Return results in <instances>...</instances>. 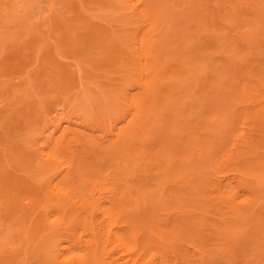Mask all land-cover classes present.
<instances>
[{"label": "rangeland", "instance_id": "1", "mask_svg": "<svg viewBox=\"0 0 264 264\" xmlns=\"http://www.w3.org/2000/svg\"><path fill=\"white\" fill-rule=\"evenodd\" d=\"M182 1L183 0H181V6H173V9H168V14L162 16L164 21L160 26L154 24L152 19L153 16L149 14L144 16L146 19L145 24H148L147 27H144V24L142 26L141 24H130V21H136L130 16V0H0V167H3L5 173H8L14 178L15 181L13 180L12 185L25 180L35 183V185H41V187L45 186L44 194L47 202H43L41 206L42 208H39V211L42 212L41 214H43L45 220L48 218L56 220L61 215V212L65 213L72 207L69 205L62 207V210L59 209L61 202H58L55 196L50 193L49 190L51 189V185H55L57 188L65 190H75V188H77L78 196L82 199L84 207H81V205L76 206L75 208L77 212L75 213V216L70 217V221L75 220L77 218L76 215L81 214V218L86 222V231H82V229L77 230L78 236L81 237L82 241L88 240L92 235V231H90L91 224L93 222L99 223L102 221L101 212L95 209V205L92 202L91 184H88L89 181H92L89 183H96L99 181L101 184L95 195V199L97 200L96 205H100L107 210L109 218V228L107 229V232L109 233L113 230L115 234L121 233V228L130 221V217L126 216L125 212H120V208L114 206L115 198L127 195L126 198L128 199L131 194H136L139 199H142V197L136 193L137 188L141 191L157 188L154 185L156 183L155 180L149 185L145 184L146 172L144 173V171H146V167L144 166V161L141 160L142 155L138 154L140 159L137 157L138 155L135 148L132 149L131 147L132 150H128L131 152H129L130 154L133 155V153L135 154L136 152L137 155H134L135 157L131 156L132 158L134 157V159L130 160V162V158L127 159L124 154H121L122 156L119 155L122 151L119 154L115 152L119 146L121 147V145L124 144L125 139L118 138L117 140H114L113 134L123 126H126L128 131L133 132L135 130L138 131L144 125L143 121L145 120L144 112L146 111V107H142L140 110L139 107L141 106L142 94L145 92V89H139V80L141 78L139 66L142 63L145 69V86L152 89L155 85L151 82L147 85L149 81L147 77L151 79V77L156 74V70H154L153 67L156 63L155 56L159 53V51H157V47L160 45L159 34L164 27L165 28L162 32L168 30L171 34H176L177 32L175 30L177 28L179 29V24L183 25V27L187 26V29H189L187 30L189 33L188 36L191 37L192 41H195V44H192V41H190L191 39L188 38L190 39L188 41L189 44L195 45L196 49L201 48L203 51L207 50L205 52L207 54V60L203 62L202 66H200V63L196 64L199 65V67L196 69L197 79L194 81V84L197 85V88L195 87L193 89L194 91L198 90V86L203 84L205 74L207 76L217 75L215 69L214 71L211 70V65L218 63V65L222 66L221 68L225 70L230 67L231 60H233L235 64L240 61H246L245 59L248 60L252 58V61L250 60L251 62H249V64L255 65L259 63L260 60H264V55H262L264 54V50H261L264 49V47L256 48V43L252 44L251 47H248V45L246 47V45L240 42V38L246 35L251 36L250 38L253 39V36L258 29H260L259 39L262 40V38H264V24H262L264 21L261 20V25L260 23L259 25H256L257 29L254 28V25L247 22L250 20H257L259 17L264 19V16H262L264 15L262 14L264 13V0H219L224 8L222 6V8H218L216 5L217 0H211V2H208L209 0H202V3H200L199 0ZM139 2L141 3L140 7L146 4L155 3L157 4V7H160L156 0H139ZM170 3L172 4V1ZM208 3L212 6H207ZM231 5L236 8L235 12L237 13L235 14L232 12L234 13V16H242V19L239 18L237 21L234 19L235 21L233 20L229 22L230 19H228V17L232 14L229 9L231 8ZM212 7L217 11H213ZM209 9L212 10V12L216 11L215 15L211 14ZM170 11L173 13L170 14ZM194 11H200V13L202 12L205 16L207 14L209 18L207 20L212 26L214 23H217L214 24V26L220 28L218 29L220 33L218 32L217 34L216 29L213 30L214 27L211 28V26H209L210 23H208L209 25L202 26L201 32L196 35L195 30L197 28H191L192 26H196L194 20L197 18L194 16ZM217 12H219V14L223 12L221 16L222 19L221 17H218L220 20L215 18L219 15ZM216 13L218 14L217 16ZM212 17L218 22H215V19L213 20ZM231 19H233V17H231ZM89 26L94 28L93 31L96 30L98 33H106L113 37L116 44H118L119 51H115L117 53L107 51L108 49L106 50L100 44L92 46L84 45L82 43L83 38L90 35L89 30H87ZM198 34H201L199 36L200 38L198 37ZM196 36L198 37V40L194 39ZM136 38L140 42V47L144 50L145 55L143 60H141L136 52ZM188 39L186 38V41ZM169 41L172 42L173 45H171V48L173 49L179 42V44H182L183 42V40L182 42L181 40H178L179 42L176 41V38ZM197 41H199L198 44ZM210 41L213 42L212 46L209 45ZM105 42L107 43V40ZM188 42L186 43L187 45H189ZM222 43L225 44V46H228V49L235 48L233 59L230 58V60L226 61L227 58L221 55V53H218L216 46H221ZM16 44L22 48L20 54L22 62L20 67L15 70L16 73H13V71L8 74L6 73V68L9 66L11 61L9 59L12 57L10 46L12 47ZM262 45H264V43H262ZM253 47L254 49H252ZM250 51H252V54ZM48 55L51 56L52 59H47ZM55 63L58 65L56 66ZM174 63V60L171 59L164 60V65H169L168 67L170 68L175 67ZM261 63V66L264 67V61H261ZM59 65L61 67H58ZM47 68L50 72L47 71ZM241 70L242 74L237 75L239 77L236 79L238 80V83L245 85L250 82L254 90L261 91V85L253 81L256 80L255 77H252L251 75V79H249V76L247 75L248 70ZM249 71H251L250 68ZM56 74H60V76ZM61 77H64V79H61ZM210 79L213 81V87L216 89V87L219 86V80H216L215 76ZM64 80H67V82ZM26 81L27 85L23 86L26 88L27 92L23 93V87L21 85ZM204 81L206 82V79ZM163 84V79L160 78L157 85L162 86ZM168 85L169 83L162 86L165 87L163 88L165 89V92L168 91L166 89V87H169ZM212 88L209 87L208 90L206 89L205 91H210ZM207 94L208 93H206L205 96H201L200 99L198 98L199 101L202 100V98L207 99ZM248 94L249 95L246 94L244 97L242 108L245 115L243 116L242 114L243 118L238 122L235 134V138L239 142L237 143L231 138L228 141V144L226 143L227 145H222L223 140L218 139V141L221 142L218 144H221L223 147L221 148L220 146L221 151H218V153L215 154L216 152L214 151L216 150L214 149V151H209L210 153H208V155L211 154L210 159L214 162L217 160V163L219 164L222 163V159H227L229 154H233L234 156L238 150H244L245 148L243 146L246 145L244 142L246 143L247 141V144L249 143L250 146L249 149H245L246 151L244 150L246 154L245 152H242L243 155L239 158H235V156L233 158L229 157V161L228 159L225 160L227 163H224L221 167L214 166V169L208 162L209 168L207 167V169L201 168V165H199V163L196 164L195 162V165L193 166L194 169L189 176H186L185 171L181 172V169L178 168L180 169L178 171L179 176L173 179L163 178V182L157 188L159 191L151 193V198L154 202L160 198L158 196L161 195L162 192L165 195H168L167 200L168 198H175L173 196L176 194H178L177 196H179V194L186 195L191 192V188H194V192H191V194H195V191L199 192H196V194L200 195H198L197 198L191 197L189 194L186 195L187 197L190 196V199L194 200L195 198V200H199L198 202H200V204L197 202V206L199 207L200 205L202 209L201 211L204 213L202 214L204 216L198 215L199 220L195 219L196 222L190 220L192 223H196L194 224L195 228H193L195 234H192V236L189 234L184 238L183 242L185 245L182 242L183 246H177V261L174 254L170 253V251L167 252L166 256L163 250L150 248V250L148 249L146 251L139 264H187V261H190L191 264H196L197 262L199 263L197 260H200L202 257L203 260L201 259L200 262L204 261V264H264V248L258 246L255 241H252V244L250 241L253 239V235H255V229L252 228V224L257 221V216H261L259 218L264 219V214L259 213H264V210H262L264 208L260 206L262 205L260 203H264V199H260L261 197L264 198V167H262L264 166V138H262L264 137V125H262L264 124V121H262L264 120V112H262L260 116L255 115V112L257 111H264V100H258L255 93L252 94L251 90ZM17 96H19L20 99ZM15 97L16 99H14ZM175 99H178V97H175ZM175 99L174 101H176ZM195 101L196 98L188 104V110L186 109L187 111L185 110V113L182 110H180L179 113L182 111L185 115L187 113L197 114V117L193 115V118L195 117L196 119L199 117V119H197L198 121L190 122V127L196 125L200 119L204 120L202 125L205 123L207 124L209 121L208 124L212 125L213 123L211 120L205 116L206 112L203 113L199 111V106H197L198 101ZM208 102L205 103L208 104ZM232 108L233 107L231 106L230 109ZM161 112L162 109H159V117L162 115L160 114ZM184 114L183 116H185ZM202 114L203 116L201 117ZM210 114H213V117L216 116V113ZM126 116L127 119L124 121ZM185 117L183 119L181 115L178 119H183L184 127L188 128V125L185 126V123L188 122ZM206 117L208 119H205ZM178 119L175 122H180ZM210 119H212V116ZM183 122H180L182 130L184 129ZM213 125L215 127L218 126L217 123V126L215 124ZM221 125H223V123ZM199 127L201 128V125ZM223 128L224 126L222 129ZM182 130L181 133H184L185 131L183 132ZM138 140L141 143L140 138ZM109 144H112L111 148ZM160 146L161 145L159 144L156 145L154 152H162V150H160L162 146ZM120 147L118 148L119 151ZM158 147L159 149H157ZM39 149L40 152H47L53 159H56L57 163L52 164L51 162L43 161L39 156V152L37 153ZM199 150L200 146L196 147L194 149V154H201L202 152ZM30 152L37 154L33 156L35 157L33 158L34 162L30 164L31 166L29 165L30 167H27L28 165L22 166L20 160L18 161V159H14L16 154L22 153L27 155ZM213 152L214 154H212ZM110 154L112 155L111 157L109 156ZM113 154H115V156ZM203 154L206 155L207 153ZM162 157L166 159V153L162 152ZM198 158L201 162V157ZM201 159H204V157ZM256 159L258 163L256 162ZM127 160L129 163H124V161L127 162ZM260 163H262V165H260ZM114 164H119V166H114ZM125 164L129 165L126 166ZM258 164L260 165V168ZM95 165L100 169V173L95 174L92 171V167ZM120 165H124L127 169H130L129 167L134 169L129 182L126 180L125 175H121L120 171L123 170L118 168H122L123 166ZM79 166L81 167L79 168ZM244 167L247 171H244ZM250 168H255V170L251 172V175L256 173H258V175L261 174L260 181L255 182V177L250 176V173H248ZM203 169L206 173L203 172ZM200 171L204 176H201L202 174H197L198 172L201 173ZM157 173V169H153L149 172V175L151 178L153 177L156 179V177L158 178ZM240 174L242 176H240ZM181 176H186V178L183 179ZM76 179L77 181H75ZM142 179H144V181ZM182 179L187 180L184 183ZM172 180L182 181L175 184ZM73 183H76V187ZM238 183L240 185L236 188L235 186ZM220 185H223L222 190L225 191L226 194L233 195V198L230 199L231 202L225 203V201L216 198L218 194V191L216 190ZM189 186L190 190L187 189ZM247 186L250 187V192ZM0 188L6 191H4L3 196L0 197L1 207L3 201L7 199L8 195L6 194H8L7 190L9 187L4 188L1 184ZM185 191L187 193H184ZM149 199L150 198L146 199L147 203L150 202ZM232 200H234V202ZM237 200L238 202H242L239 207H235ZM21 203L22 205L28 206L29 199H22ZM190 203L191 202L187 205L189 210H191V205L196 204ZM219 204L220 207L218 206ZM129 207H131V205H129ZM1 209H3V207L0 208L1 260L2 258L4 259V257H9V259L14 258L13 255L17 254L16 256H18V258L15 256L17 260L15 258L12 260L10 259L11 264L12 262L13 264H43L45 262H48V264H58V261L55 258L57 256L50 251L49 247L51 246L46 248V246L48 244L51 245V243H49L50 241L46 239V237H43L45 236L43 232L40 233V235L38 234V238L33 241L22 244L21 240H18L15 235L17 232L14 231L21 223L18 218L21 213H18V216L16 214L18 219L16 221L15 215L13 216L14 220L11 216L12 219L10 218V220H6L3 216L4 210ZM237 210H240L242 215H245V213L247 215L243 216V219H239V217L237 219L236 215H234ZM36 212L37 211L31 212V214L28 213V215H31L32 217L26 215V217L29 218V222L31 218V220H33L36 216ZM114 212H117L119 222H116L113 217L112 214ZM164 213L165 212L156 213L158 216L155 220L159 222V220L164 219L166 217L163 215ZM189 214L191 215V213ZM232 216L235 217L236 220H239V222L242 220L238 226H236L238 221L235 222V219H232ZM254 216L256 219L253 218ZM171 217L170 222L171 220H176L175 216ZM221 217L223 219L229 217L225 223L228 224L231 231L237 233L236 235L241 234L238 237H247L242 240L246 243L248 241L247 244L245 243L246 248L244 249L250 248L252 254H247V252L237 253L239 249L235 250L236 252L228 250L233 242H231L230 239L225 238L227 234H220L222 235L220 236L213 228V225L220 224L218 221ZM192 218H197V215L192 216ZM202 222L203 225L201 226L200 224H202ZM172 223H175V221ZM172 223H169L168 225ZM197 223H200L199 225L201 227L199 225L197 226ZM98 226H96L95 229L97 230V237L100 238L101 232ZM53 227L55 226L53 225ZM242 233H244L243 236ZM126 235H128V233ZM250 236L251 239L249 238ZM26 237L27 235H25V238ZM44 240L48 241V243H46V241L44 242ZM127 242L132 248L130 249L131 252H127V255L124 256V253H122L116 245L110 244L108 238L104 239L103 248L110 252L106 258L108 259V262L117 260V263L115 262V264H122V262L127 261L130 262L129 264H135L134 260L137 256L132 252L135 248L133 238H131L130 235L127 237ZM225 242H227V246ZM34 245L36 247L38 245V250L31 251ZM42 245L46 246H43L42 248ZM82 245L84 244L79 243L77 247ZM61 246L64 247L67 252L73 251L71 243H68L67 240L62 241ZM31 247L32 249L29 250ZM10 254L11 256H9ZM256 257H258V259Z\"/></svg>", "mask_w": 264, "mask_h": 264}, {"label": "bare ground", "instance_id": "2", "mask_svg": "<svg viewBox=\"0 0 264 264\" xmlns=\"http://www.w3.org/2000/svg\"><path fill=\"white\" fill-rule=\"evenodd\" d=\"M130 1H131V5H130V14L131 15L130 16L136 20V21H132V22L130 21V24H141V26L144 24L143 25L144 27L148 26V24H145L146 19L144 18V16H146L147 14L153 16L152 19H153L154 24H156V26H160V25H162V23L164 21L162 19V16H165L168 14L169 8L173 9V6L174 7L181 6V0H159V1L156 0V2L159 4L160 7H157L156 3L155 4H146V5H143L140 7L141 3L139 2V0H130ZM171 1H172V4L170 3ZM199 2L202 3V0H199ZM208 2H211V0H209ZM219 2H220L219 0L216 1V5L218 6V8L222 6L221 2L220 3ZM232 3H233V1H232ZM241 3H242V1H241ZM205 4H206V2H205ZM209 5L212 6L211 4L208 3L207 6H209ZM222 7L224 8V6H222ZM212 9H213V11L216 10V9H214V7H212ZM229 9L231 10V11L229 10L231 13L232 12H234L235 14L237 13V12H235L236 8L232 7V5H231V8H229ZM244 10H245V8H244ZM210 11H211V14L215 15V12L217 10L215 12H212V10H210ZM194 12L196 14V15L194 14V16L197 18L195 20L193 19L194 23H196L195 24L196 26H192L191 28H194V27L197 28L195 30L196 31L195 34L197 35V33L201 32L202 26L209 25L208 23H210V22L207 20V19H209L207 14H206V16H207L206 17L205 14H202V12L200 13V11H197V12L194 11ZM198 12H199V14H198ZM230 12H229V14H230ZM172 13L173 12L170 11V14H172ZM217 13L219 14V12H217ZM217 13H216V16L218 15ZM222 13L223 12H221V14H219L215 18H218V17L220 18L222 16ZM234 13L230 14V17H228V19H230L229 22L233 21L234 19L237 21V19L242 17V16L238 17V15H235L236 16L235 17ZM262 14H264V13H262ZM231 15H233V16H231ZM262 16H264V15H262ZM231 17H233V19H231ZM212 18H213V20L215 19L214 17H212ZM259 18L257 20H253V21L250 20L247 22L249 24L254 25L255 27L254 26L253 27L255 29H257L256 25H259V23L261 25V22L264 21V19H262V18L259 19ZM221 19H222V17H221ZM215 22H218V21H216V19H215ZM213 23H214V21H213ZM214 24H217V23H214ZM214 24L212 26L210 23L209 26H211V28L214 27L213 30L216 29L217 34H218V32H219L218 29H220V28H216L214 26ZM262 24H264V22H262ZM178 26H179V29L177 28L175 30L177 32L176 34H171L170 31H168V30L166 32H162L165 27L161 30V32L159 34L160 45L157 47V51H159V53L155 56L156 63L154 64V67H153V69L156 70V74L153 77H151V79L147 77V79L149 80L147 85L150 82L155 85L152 89L145 86V81H144V70L145 69H144L142 63L139 66L140 72H141V78L139 80V82H140L139 83V89H142V88L145 89V92L142 94L143 97L141 100V106L139 107V110L142 107H146V111L144 112L145 120L143 121V124H144L143 127L140 128L138 131L135 130L133 132H130V131H128L126 126H123L122 128L118 129L113 134L114 140L115 139L117 140L118 138H121V139L124 138L125 139L124 144L121 145L122 148L119 146L120 151H119V149H118L119 147H118L117 148L118 150L116 149L115 152H117V154H119L122 151L119 155L124 154V156H126L127 159L130 158L129 162H130V160L134 159V157H135L134 155H136V152H137V155L141 154L142 155L141 160L144 161V166L146 167V171H144V173L146 172L145 184L149 185L150 183H152L155 180L156 183L154 185L157 188L163 182L162 181L163 178L164 179H166V178L167 179L168 178L173 179V178L179 176L178 171L180 169H181L180 170L181 172L185 171L186 176H189V174H191V171H193V169H194L193 166L195 165V162H196V164L199 163V165H201V168L207 169V167L209 165H212L213 169H214V166H218V167L223 166L224 163H227V161H225V160L228 159V161H229L231 157L233 158L235 156V158H239L241 155H243L242 152H245L247 149H249V146H250L249 143L247 144V141H246V143L244 142V144H246V145L243 146V144H242V146L246 149V150L244 149L245 151L244 150H242V151L238 150V152L235 153L234 156H233V154H229L228 158L222 159V161H221L222 163H219V164L217 163L218 162L217 160L214 162L212 159H210L211 154L208 155V153L214 151V149L216 150V151H214V152H216L215 154H217L218 151H221V148H223V147L221 146V144L220 145L218 144V143H221L218 141V139L223 140L222 145H227L228 141L231 138H233L237 143L239 142L235 138V134L237 131L238 122H240L241 121L240 119H242L243 116L245 115V113L242 111L243 103H244V97L246 94L249 95L248 92L250 90L252 91V94L255 93L258 100H264V67L261 66V64H262L261 61H264V60H260L259 63H257L258 65L257 64L256 65L255 64H249V62L252 61V58H250L248 60L245 59L246 61H240L239 63H235L236 65L234 64L233 60H231L230 61L231 62L230 67H228V69H225V70H223L221 68L222 66L218 65V63L211 65L212 66L211 70L214 71V69H215V71H217V75L207 76L205 74L206 78L204 77V80L206 79V82L203 80V84L200 85L201 87L198 86L199 89L194 91L193 89L195 87L197 88V85L194 84V81L197 79L196 69L199 67V65H196V64L200 63V66H202L203 62H205L207 60V54L205 53L207 50L203 51V49H201V48L196 49L195 45H190L188 41L191 39V37L188 36L189 33L187 31L189 29H187V26L183 27V25H181V24H179ZM87 30H89L90 35L88 37L83 38L82 43L84 45L92 46V45L100 44L106 50L108 49L107 51L115 52L118 50V44H116V41L109 34L98 33V32H96V30L93 31L94 28L92 26L91 27L89 26ZM259 30L260 29L256 30L258 33L256 32L254 34V36L252 35L254 37L253 39L250 38L251 36L246 35L247 37L242 36L240 38V42L243 43L244 45H246V47H247V45H248V47H251V45L255 44V43L257 44L256 48L264 47V45H262V43H264V41H262V40H264V38H262V40L259 39L260 38ZM254 32H255V30H254ZM186 33H187V37H186ZM200 35L201 34H198V37ZM198 37L196 36L194 39L198 40L197 39ZM174 38H176V41L181 40V42H182V40H183V42H182V44H179L180 42L178 41L179 43L177 42L178 44L173 49V48H171V45H173V44L169 40L174 39ZM184 38H185V40H184ZM186 38L187 39L190 38V39H188L186 41ZM106 40H107V43L105 42ZM206 40H207V38H206ZM172 41H175V40H172ZM190 41H192V39ZM199 41H197V44ZM187 42L189 45L186 44ZM223 43L221 44V46H216L218 53L219 54L221 53V55H223L225 58H227L226 61L230 60V58L233 59L234 54H235V48L233 47V49H228V46H225V44H223ZM136 44H137L136 52L140 56L141 60H143V57L145 54H144V50H142V47H140V42L138 41V39L136 41ZM192 44H195V41H192ZM17 45L18 44L14 45L12 47L10 46L12 57H11V59H9V60H11L10 63L8 61L9 66L8 67L5 66V67H7L6 73H8V74H9V72H13V71H14L13 73H16L15 70H17V68L20 67L21 62H22L21 58H20L22 48H21V46H19V45L17 46ZM209 45L212 46L213 42L210 41ZM151 46H153V45H151ZM252 49H254V47ZM261 50H264V49H261ZM215 51H216V49H215ZM250 52L252 54V51H250ZM115 53H117V52H115ZM262 55H264V54H262ZM47 59H52V57L48 55ZM165 59L174 60V62H175L174 66L175 67L170 68V67H168L169 65H164ZM55 64H56V66L58 65L57 63H55ZM259 64H260V66H259ZM2 65H3V63H2ZM250 65H252V66H250ZM254 65H255V67H254ZM58 67H61V66L59 65ZM249 68L251 69V71H249ZM241 69H243L244 71L248 70L247 75L249 76V79H251V75H252V77H255L256 80H253V81L256 83H259L261 85V87H262L261 91L260 90H254L253 86L250 82L245 84V85H241V83H238V80H236V79H237V77H239L237 75L242 74ZM47 71L50 72V70L48 68H47ZM209 74H210V72H209ZM56 75L60 76V74H56ZM214 76L216 77V80H219L218 81L219 86L216 87V89H215V87H213L214 86L213 81H211V79H210ZM160 78L163 79L164 84L167 85V83H169V85H168L169 87L168 88L166 87V89L168 90L167 92H165L164 91L165 89H163L165 87H162L164 84L162 86L157 85ZM61 79H64V77L63 78L61 77ZM153 79H154V82H153ZM64 81L67 82V80H64ZM23 82H21V83H23ZM251 82H252V80H251ZM23 85L26 86L27 81L21 85L23 87L22 91L24 93L27 91ZM209 87H211V88L213 87V88L210 91L206 92L205 90L206 89L208 90ZM27 88H28V86H27ZM206 93H208L207 99L202 98V100L199 101L201 96H205ZM17 97L19 98V96H17ZM175 97H178V99H175ZM172 98H174L176 101H174V99H172ZM195 98H196L195 102L198 101L197 106H199L198 107L199 111H201L203 113L206 112L205 116H207L213 124L216 125V123H217L218 126L217 125L216 126L218 128L215 127L213 124L212 125L208 124L210 122L209 120H208L209 122L207 124L205 123L204 125H202V122L204 123V120H201V119L199 122H197L196 125L191 126V127L189 126L190 122L192 123L193 121H196L197 119H199V117L196 119H195V117L193 118V115L194 116L197 115L195 112H194L195 114H193V113H190V114L187 113L188 115L184 114L185 110L189 106L188 104L191 103V101L195 100ZM14 99H16V97ZM205 99H206V101H205ZM203 100L205 102L209 101L208 104L205 103ZM231 106L233 107L232 109H230ZM159 109H162V112L160 113L162 115H160V117L158 116V110ZM194 109H195V107H194ZM180 110L184 111V113L182 111L179 113ZM262 112H264V111H262V110L257 111V112H255V115L260 116ZM177 113H179V114H177ZM210 113H214V114L216 113L215 114L216 116L213 117V114H210ZM183 114L186 117L183 116ZM242 114H243V116H242ZM181 115H182L183 119L185 117V119L188 120V122L185 123L186 124L185 126H187V125L189 126L188 128L184 127L183 119H181V120L178 119V117H181ZM255 115H254V117H255ZM127 116H126V118H124V121H126ZM202 116H203V114L201 115V117ZM211 116H212V119H210ZM169 117H170V119H169ZM207 117L205 119H208ZM229 118H231V119H229ZM177 119H178V121L180 120V122H183V127H184V129H187V130H184V129L182 130V126H180V122H175V121H177ZM134 121H133V125H134ZM262 121H264V120H262ZM224 122H225V124H224ZM222 123H223V125H221ZM200 125H201V128L199 127ZM262 125H264V124H262ZM223 126H224V128L222 129ZM179 129H181L183 132L184 131L185 132L181 133V130H179ZM178 130H179V132H178ZM139 138L141 140V143L138 140ZM262 138H264V137H262ZM255 142H257V141H255ZM250 143H252V142H250ZM158 144L162 146V147L160 146L162 148V149L160 148V150H162V152L166 153V156H167L166 159H164L162 157V152H154L156 149V145H158ZM109 145L111 148L112 144H109ZM213 145H215V146H213ZM199 146H200L199 151L202 153L201 154L198 153L199 155H197V153L194 154V149L196 147H199ZM220 146H221V148H220ZM251 146H253V145H251ZM131 147H132V149H134V148L136 149V152H135V154L133 153V155L130 154L131 153L130 151L132 150ZM143 148H145V149H143ZM157 149H159V147ZM128 150H130V151H128ZM38 152L40 154V155L39 154L38 155L41 157V159H43V161H45V162L47 161L49 163L51 162L52 164L57 163L56 159H53L47 152H40V149L37 151V153ZM148 152H150L151 154ZM214 152L212 154H214ZM203 153H207V154L205 155ZM245 154H246V152H245ZM35 155H37V154H33V152L32 153L30 152L27 155L20 153V154H16V157H14V159L15 160L18 159V161L20 160V163L22 164V166L28 165L27 167H30L31 166L30 164L32 162H34L33 158H35V157H33V156H35ZM113 155L115 156V154H113ZM109 156L111 157L112 155L110 154ZM131 156H134V157L132 158ZM137 157H139V155ZM198 157H201V158L204 157V159L200 158V160H201V162H200ZM139 159H140V157H139ZM129 162H128V160H127V162L124 161V163H129ZM207 162L210 164L208 165ZM256 162L258 163L257 159H256ZM256 162H255V164H256ZM25 163H27V164H25ZM128 165L129 164H127L126 166H128ZM260 165H262V163H260ZM260 165H259V168H260ZM114 166H119V164L118 165L114 164ZM120 166H123L122 167L123 169L121 167L118 168V169L123 170V171H120L121 175H125L126 180L129 182L131 176L133 175L134 169H131V167H129L130 169H127L126 167H124V165H120ZM80 167L81 166H79V168ZM197 167H199V166H197ZM235 167H237V166H235ZM249 167H251V166H249ZM253 167H254V165H253ZM262 167H264V166H262ZM178 168H180V169H178ZM255 168H250V170L251 169H253V170H251V171L249 170L250 172L248 171V173H250V176L255 177V179H254L255 182H258L261 180V174H259L260 177H259L258 173L251 175V172L254 171ZM153 169H157V172H158L157 173L158 178L154 175L156 177V179L153 177L151 178L149 175V172L152 171ZM182 169H183V171H182ZM247 169H248V167H247ZM72 171H73V169H72ZM92 171L95 174L100 173V169L96 165L92 167ZM201 171H202V169H201ZM244 171H247L246 168ZM203 172H204V169H203ZM176 173H177V175H176ZM204 173H206V172H204ZM118 174H120V173H118ZM197 174H199V175L202 174L201 176H204L202 172L201 173L198 172ZM186 176L185 177L181 176V177H183V179H184V178H186ZM240 176H242V175L240 174ZM243 176H246V175H243ZM198 177H200V176H198ZM140 178H142V177H140ZM13 180H14V178L12 176H10L8 173H5L3 167H0V185L2 184V186L4 188L9 187V189L7 190L8 194H6V195H8L7 199H5V201H3V204L1 205V207H3V209H1V210H4L3 216L6 218V220H10L11 217L14 220L13 216L15 215V221H16V220H18L17 219L18 213H21V214H19L20 216L18 218H19V222L21 221L22 224L21 223L19 224V222H18L20 227L18 226L17 229H15L14 231L17 232L15 235L17 236L18 240H21L22 244L33 241L34 239L38 238V234L40 235V233L43 232L45 235L43 237H46V239H48L50 241L49 243H51V245H49V244L47 246L42 245V248H43V246L44 247L46 246V248L48 246H51V247H49L50 251L52 253H54L55 256H57L55 258L57 259L58 264H102L103 262H104L103 264H115V262L117 263V260H114L112 262H108V259H106L110 252H109V250L103 248L104 239L108 238L110 244L116 245V247H118L120 249V251L122 253H124L123 255L126 256L127 252H129L130 249L132 248V246H129L128 242H127L128 235H130L131 238H133V242H134V248L135 249L132 252H133V254H135L137 256V258L134 260L135 264H139L140 260L145 255L146 251L148 249L150 250V248H152V249L158 248L160 250H163V252L166 254V256H167V252L170 251V253L174 254V257L177 261V252H176V250L178 249L177 246H180V245L183 246L184 238L186 236H188L189 234H190V236H192V234H195L193 228H195L194 224H196V223H192V221H190V220H194L196 222L195 219L199 220L198 215L204 216V215H202L204 213L201 211L202 210L201 206L200 205H199V207L197 206V202L199 200L197 201V199L195 200V198H194V200L190 199V196L197 198V196L199 195V194H196L197 191H195L196 196H195V194H191V192H194V188H191V192H189V193H187L186 191L184 192V193H187L190 195L188 197L186 196L187 194L186 195L185 194H183V195L179 194V196H177L178 194H176L173 196L175 198H168V200H167L168 195H165L162 192V194L158 196L160 198L154 202L152 201V198H151L152 194L151 193L154 191H156V192L159 191L157 188L152 189V190L150 189L147 191H141L137 188L136 193L139 194V196H141L142 199H139V197L136 194H131L128 199L126 198L127 195L126 196H120V198H115V201H114L115 205L114 206H116V208H120L119 209L120 212H125L126 216L130 217V221L125 226H123V228H121V230H120L121 233L115 234L113 232V230H111L112 227L110 229L111 231L108 233L107 229L109 228V225H108V219L109 218L107 215V210L104 209L100 205H96L97 200L95 199V195L98 192V188L101 186V184L99 181H97L96 183H89V182H92V181H89L88 184L89 185L91 184L92 202L95 205V209L99 210L101 212L102 221L99 223L93 222L90 226V231H92L91 232L92 235L90 236V238L88 240L82 241L81 237L78 236L77 230L82 229V231H86L87 230L86 222L81 218V214L76 215L77 218L73 221H70V219H71L70 217L75 216V213L77 212L75 207L80 206V205H81V207H84V205H83L84 203L82 202V199L80 198V196H78L77 188H75V190H71V189L65 190L62 188H57V186H55V185H51V187H50L51 189L49 190L50 193L55 196V198L57 199L58 202H61L59 205V209L62 210V207H66L69 205H71L72 207L66 211L67 213L66 212L63 213L60 211L61 215L56 220H51L50 218L45 220L43 217V214H41L42 212L39 211V208H42L41 207L42 203L47 202V199L45 198V194H44L45 186L41 187V185H35V183L28 182L25 180L20 181L15 185H12ZM142 180L144 181V179H142ZM142 180H140V181H142ZM186 180H183L184 183ZM75 181H77V179ZM181 181L174 180L173 182L176 184V183H180ZM73 184L75 185L76 183H73ZM239 185L240 184L238 183L235 187L238 188ZM222 186L223 185H220V187H217L216 191H218V194H217L216 198L225 201V203H227V202L229 203V202H231L230 199L233 198V195L226 194L225 191L222 190ZM249 186H247V187H248L249 192H250L251 190H250ZM75 187H76V185H75ZM187 189L190 190V186H189V188L187 187ZM195 190H196V188H195ZM4 191L5 190L0 188V197L3 196ZM197 193H199V192H197ZM251 193H253V192H251ZM147 198H150L149 203H147V201H146ZM165 198H166V200H165ZM22 199H29L28 206L22 205V203H21ZM260 199H264V198L261 197ZM232 201L234 202V200H232ZM189 202L194 203V204L196 203L195 205H191V210H189V208H187V205ZM235 202H236V200H235ZM198 203L200 204V202H198ZM241 204H242V202L241 201L238 202V200H237L235 207L236 206L239 207V205H241ZM260 204H262L260 206L262 208H264V203H260ZM129 205H131V207H129ZM218 206L220 207V204ZM121 207H123V208H121ZM121 209H123V210H121ZM262 210H264V209H262ZM34 211H37L36 212L37 214L33 218V220H31L32 218L30 219V222H31L30 223L29 218L26 217V215H28V213L31 214V212H34ZM159 212H165L163 215L166 217L164 219L159 220V222H157L155 220L158 216L156 213H159ZM189 213H191V215ZM259 213L264 214L261 212H259ZM16 214H17V216H16ZM112 215L115 218L116 222H119L117 212H114ZM194 215H197V218H192V216H194ZM234 215H236L237 219H238V217H239V219L240 218L243 219L244 218L243 216H245L247 214L245 213V215H242L241 211L237 210V211H235ZM28 216H31V215H28ZM171 216H175L176 220L174 219V221L176 224L172 223V222H174L173 220H171V222H170V219L172 218ZM259 217H261V216H259ZM259 217L257 216V218H258L257 221H255V219H256L255 216L253 217V218H255L254 219L255 223L252 224V228L255 229V231H254L255 235H253L252 240H250L251 236L249 237L250 239L249 238L248 239L251 241V244H252V241H255V243H257L258 246H262V248H264V219L259 218ZM221 218H219V221L217 220L220 224L213 225V228H214V231H216L219 235L220 234L229 235V236L226 235V237L224 235L225 238H228L231 240V242H233L231 244V247L229 245L230 248L228 250L229 251H235V250L239 249L237 251V253L238 252L239 253L247 252V254L248 253L252 254V251L249 247L248 248L250 250L244 249V248H246L245 246L248 243V241L246 243V242H243L242 240L246 236H244V238L238 237L241 234L236 235L237 233L235 231H231L228 224L225 223L226 220L229 219V217L227 219L226 218L221 219ZM233 218L235 219V222L238 221L236 223L237 224L236 226H238V224L242 221L241 220L239 222V220H236V218L232 216V219ZM245 219H247V218H245ZM202 220H204V219H202ZM202 220H200V221H202ZM205 221H206V219H205ZM28 222L30 223V225ZM249 222H250V220H249ZM169 223H172V224L168 225ZM199 224L200 223H197V226ZM53 225L55 227H53ZM200 225L202 226L203 222ZM96 226H98L100 228V232H101L100 238L97 237V230L95 229ZM52 228H54V229H52ZM232 229H233V226H232ZM196 231H198V230H196ZM240 231H241V229H240ZM174 232H175V234H174ZM127 233H128V235H126ZM24 234L27 235L26 238H25ZM243 234L244 233H242V236H243ZM222 235H220V236H222ZM65 240H67L68 243H71V248L73 249V251L67 252L66 249L61 246V242L65 241ZM45 241L46 240H44V242ZM182 242H183V244H182ZM46 243H48V241H46ZM79 243H83L84 245L80 246L81 248L77 247ZM226 243L227 242H225V244ZM219 245H220V243H219ZM227 245L228 244H226V246ZM0 247H1V245H0ZM34 247H36V246L34 245ZM34 247H33V249H32V247L29 248V250L32 249L31 251H33V250L36 251L38 245L36 248H34ZM44 250H45V248H44ZM46 250H48V249H46ZM228 250H226V251H228ZM16 251H17V249H16ZM31 251H28V252H31ZM226 251H225V253H226ZM16 255L14 254L13 257L15 258ZM224 255H226V254H224ZM9 256H11V254ZM14 258H10V259L12 260ZM16 258H18V256H16ZM256 258L258 259V257H256ZM10 259H9V257H6V258L4 257V259L2 258V260L0 258V264L3 262L6 264H11ZM45 259H46V257H45ZM201 259L203 260V257L200 258V260H197V261H199V263L197 262L196 264H204L203 263L204 261L200 262ZM9 260H10V262H9ZM186 260H187V258H186ZM129 263H130L129 261L122 262V264H129ZM12 264H13V262H12ZM43 264H48V262L47 263L45 262ZM155 264H157V263H155ZM187 264H191V262L187 261Z\"/></svg>", "mask_w": 264, "mask_h": 264}]
</instances>
